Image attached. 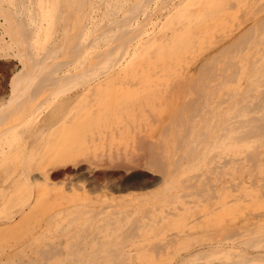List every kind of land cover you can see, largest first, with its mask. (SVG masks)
Wrapping results in <instances>:
<instances>
[{"label": "bare ground", "instance_id": "6f19581e", "mask_svg": "<svg viewBox=\"0 0 264 264\" xmlns=\"http://www.w3.org/2000/svg\"><path fill=\"white\" fill-rule=\"evenodd\" d=\"M0 264H264V0H0Z\"/></svg>", "mask_w": 264, "mask_h": 264}]
</instances>
